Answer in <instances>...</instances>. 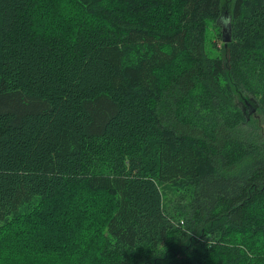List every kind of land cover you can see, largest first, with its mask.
<instances>
[{
    "label": "trees",
    "instance_id": "trees-1",
    "mask_svg": "<svg viewBox=\"0 0 264 264\" xmlns=\"http://www.w3.org/2000/svg\"><path fill=\"white\" fill-rule=\"evenodd\" d=\"M0 264H264V0H0Z\"/></svg>",
    "mask_w": 264,
    "mask_h": 264
},
{
    "label": "rangeland",
    "instance_id": "rangeland-1",
    "mask_svg": "<svg viewBox=\"0 0 264 264\" xmlns=\"http://www.w3.org/2000/svg\"><path fill=\"white\" fill-rule=\"evenodd\" d=\"M228 3H230V2L228 1ZM43 26H44L43 24H39L38 28L39 29H43ZM208 27H209V30H208V33H207V36H206V42H207L206 47L208 49H210L211 51H214L212 49V43H213V40L216 42V39H214V35L216 33V25L213 26V22H211ZM225 34L227 36L228 35V31ZM165 74H167V73H165ZM236 101L239 104L240 108L246 113V115L248 116L249 119L255 120V121H259L260 115H259V113L257 111V108H256V106L254 104V101L251 98H249V97H247V98H245V97L244 98L237 97ZM73 191L75 192L76 189H74ZM162 192H163L165 200H166L165 204L169 205V206L172 205V200H174V197L176 195L175 189L167 187V186H163L162 187ZM100 198L103 199V201H105L104 204H103V209L106 210L107 207H108L107 199L105 200V198H103L102 195L100 196ZM95 200L101 201L99 198H95ZM99 213H100V211H99ZM100 219L101 218L98 217V220H100ZM22 222H26V221L23 218H21V223ZM94 230H92V232ZM38 232H39V228H35L34 233L36 234ZM87 236H89V234ZM89 238H90V236H89ZM92 243H94V246L98 247V249H103V246H104V245H102L103 242L100 240V238L98 236H95L91 240V245H93ZM88 245H89V239L87 240V251L89 252V246Z\"/></svg>",
    "mask_w": 264,
    "mask_h": 264
},
{
    "label": "water",
    "instance_id": "water-1",
    "mask_svg": "<svg viewBox=\"0 0 264 264\" xmlns=\"http://www.w3.org/2000/svg\"><path fill=\"white\" fill-rule=\"evenodd\" d=\"M224 31L227 32L228 31V27H225L224 28ZM224 39H225V41H228V37L227 38H224Z\"/></svg>",
    "mask_w": 264,
    "mask_h": 264
}]
</instances>
